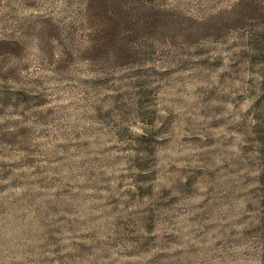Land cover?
<instances>
[{"label": "rangeland", "instance_id": "rangeland-1", "mask_svg": "<svg viewBox=\"0 0 264 264\" xmlns=\"http://www.w3.org/2000/svg\"><path fill=\"white\" fill-rule=\"evenodd\" d=\"M0 264H264V0H0Z\"/></svg>", "mask_w": 264, "mask_h": 264}]
</instances>
